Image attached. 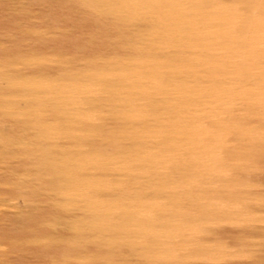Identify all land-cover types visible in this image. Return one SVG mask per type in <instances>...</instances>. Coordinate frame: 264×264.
Returning a JSON list of instances; mask_svg holds the SVG:
<instances>
[{
  "label": "rangeland",
  "instance_id": "374dc122",
  "mask_svg": "<svg viewBox=\"0 0 264 264\" xmlns=\"http://www.w3.org/2000/svg\"><path fill=\"white\" fill-rule=\"evenodd\" d=\"M0 264H264V0H0Z\"/></svg>",
  "mask_w": 264,
  "mask_h": 264
}]
</instances>
